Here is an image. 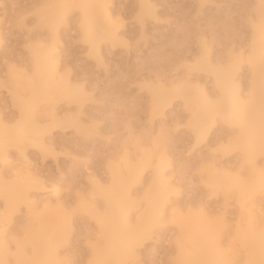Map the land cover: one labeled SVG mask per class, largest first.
I'll use <instances>...</instances> for the list:
<instances>
[{"label":"rangeland","instance_id":"1","mask_svg":"<svg viewBox=\"0 0 264 264\" xmlns=\"http://www.w3.org/2000/svg\"><path fill=\"white\" fill-rule=\"evenodd\" d=\"M58 1L0 0V116L9 125L19 114L12 96L13 73L31 66L32 44L53 40L49 10ZM100 2L113 13L122 37L118 43L101 42V59L82 39L77 5L67 11L57 31L61 70L69 72L85 95L82 103L58 100L56 118L72 114L81 127L54 126L46 133L50 151L28 144L24 155L10 146L8 158L0 160V189L28 185L33 200L32 205L17 200L7 214L0 194V239L5 246L0 264H20L21 255L33 258L34 246L27 236L37 228L56 236L61 264H93V247L102 238L91 211L103 214L108 208L105 198L94 192L91 178L109 186L111 168L122 173L125 181L117 189L128 190L133 205L128 217L135 224L147 207L154 168L145 167L140 174L135 169L149 153L154 165L163 161L175 188L167 206L170 217L150 229L137 247V258L125 264H185L177 244L183 225L190 233L200 229L211 234L225 257L223 264H241L245 248L235 235L236 227L252 217L263 219L264 191L254 194V203H240L236 188L213 191L207 180L213 166L220 176L249 179V168L264 169V154L249 162L240 149L226 150L238 128L219 116L209 144L193 147L191 111L177 97L167 112L153 115L151 87L189 79L215 94L213 74L193 65L206 48L215 64L225 65L233 55L242 58L239 79L248 95L247 56L255 28L264 22V0H151L155 15L143 14L140 0ZM49 107V101H42L37 112ZM21 173L27 176L21 178Z\"/></svg>","mask_w":264,"mask_h":264},{"label":"bare ground","instance_id":"2","mask_svg":"<svg viewBox=\"0 0 264 264\" xmlns=\"http://www.w3.org/2000/svg\"><path fill=\"white\" fill-rule=\"evenodd\" d=\"M140 2L143 14L155 15L151 0H140ZM72 5H77L81 10L82 39L89 44L93 55L102 58L100 46L103 40L112 43L122 41L119 25L113 20V13L103 6L100 0L56 2L49 10L48 18L53 40L32 44L31 66L20 67L13 73L15 84L12 96L19 108V114L18 119L11 125L0 116V160L2 161L8 158L7 149L10 146L17 147L24 155L28 144L39 148L42 152L50 151L51 146L46 133L54 126L81 127L78 117L72 114H67L58 121L55 106L58 100L82 103L85 95L84 88L73 83L69 72L61 70L58 55L57 43L60 41L58 27ZM241 60V57L233 55L227 64H215L208 50L201 49L193 65L199 70L213 74V81L218 89L214 92L217 94L216 97L200 83H191L189 79L183 82L172 81L170 84L160 83L151 87L153 115L164 114L173 100L180 97L192 114L188 125L192 132L193 147L211 140L210 136L219 116L238 128L237 133L224 146L225 149L238 148L241 150L243 160L253 162L259 154H264V22L255 28L247 56L251 68L248 95H244L241 89L239 79ZM42 101H49L50 107L44 108L39 113L37 107ZM44 118H50L52 122L42 124ZM149 166H153L154 170L153 180L146 195L147 207L135 224L131 223L128 217L133 206L127 198L128 190L117 189V186L125 181L122 173L111 168L112 180L109 186H105L97 177L91 178L94 192L105 198L108 208L103 214L91 211L99 223L102 238L93 247V264H125L126 259L135 260L138 255L137 247L143 244L150 229L162 225L170 217L167 206L175 188L164 172L163 161L154 165L150 153L135 170L140 174ZM213 169L217 170L215 166ZM215 171L207 180V184L213 191L220 188L224 190L236 188L240 203L252 204L255 199L254 194L264 191V169L249 168V179H244L240 175L220 176ZM24 176L27 175L20 174L21 178ZM21 185L18 183L0 189V194L5 197L7 203V214L12 211L17 200H24L29 205L33 204L28 194V185L18 190V186ZM81 206L86 207L83 203ZM186 227L182 226L181 234L177 239L181 261L185 264L225 262V257L220 255L215 238L211 234H204L200 229L190 233ZM235 235L245 248L241 264H264V217L260 221L252 217L246 224L239 223ZM27 240L34 246L35 255L33 258L21 255L20 264H61L57 259L55 235H46L43 228H37L29 231ZM103 241L104 244L101 243ZM4 248V243L0 239V251Z\"/></svg>","mask_w":264,"mask_h":264}]
</instances>
